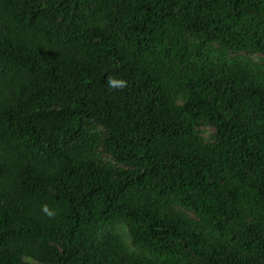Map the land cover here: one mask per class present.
<instances>
[{
	"label": "trees",
	"instance_id": "obj_1",
	"mask_svg": "<svg viewBox=\"0 0 264 264\" xmlns=\"http://www.w3.org/2000/svg\"><path fill=\"white\" fill-rule=\"evenodd\" d=\"M0 264H264V0H0Z\"/></svg>",
	"mask_w": 264,
	"mask_h": 264
},
{
	"label": "clouds",
	"instance_id": "obj_2",
	"mask_svg": "<svg viewBox=\"0 0 264 264\" xmlns=\"http://www.w3.org/2000/svg\"><path fill=\"white\" fill-rule=\"evenodd\" d=\"M109 86H119V87H124L125 86V81L123 80H115L112 78H109L108 80ZM43 210L49 215L52 216L53 213L47 209L46 206H44Z\"/></svg>",
	"mask_w": 264,
	"mask_h": 264
}]
</instances>
